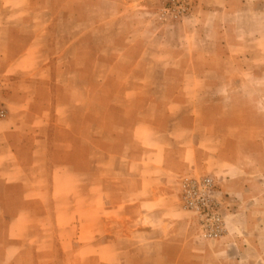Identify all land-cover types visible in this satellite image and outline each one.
Instances as JSON below:
<instances>
[{
  "label": "rangeland",
  "instance_id": "374dc122",
  "mask_svg": "<svg viewBox=\"0 0 264 264\" xmlns=\"http://www.w3.org/2000/svg\"><path fill=\"white\" fill-rule=\"evenodd\" d=\"M226 1L0 0V24H12L10 59L47 27L42 61L53 83L41 82L31 111L50 118V102L73 106L70 124L52 115L41 129L47 144L36 160L26 128L17 148L23 178L0 174V264H264V0ZM249 4L252 13L242 12ZM3 63L2 119L9 83L20 79ZM183 150L196 159L189 170H179ZM139 159L145 182L161 160L176 172L177 218H134ZM227 161L241 164V180L219 174ZM184 176L213 180L221 236L202 237L182 206ZM233 206L240 215L232 227ZM135 229L145 231L140 252L135 237L120 235Z\"/></svg>",
  "mask_w": 264,
  "mask_h": 264
},
{
  "label": "crops",
  "instance_id": "0c3cea01",
  "mask_svg": "<svg viewBox=\"0 0 264 264\" xmlns=\"http://www.w3.org/2000/svg\"><path fill=\"white\" fill-rule=\"evenodd\" d=\"M229 0L226 3L229 4ZM255 8L254 6L245 5L242 8V12L252 13L250 10ZM224 12V9H223ZM230 12V10H226ZM32 26L34 24H28ZM45 26L43 29L39 28V31L32 32L30 37H28L27 43L23 46L21 51L13 59L8 56L9 47L11 45V34H12V24H0V60L4 61L3 69L9 74L16 72L20 75V79H13L9 83V97L11 103H8L9 114L6 118L0 119V174L10 176L13 181L23 178L25 174L26 167L19 163L17 148L25 144L26 128L30 129L32 133L31 136V146L29 150V155L36 160V157H40L42 152L43 144H47V132L45 134L41 129H47L49 123H51L50 118L52 115H57L58 122L63 125L70 124L68 116L69 110L72 106L71 103L66 101L50 102V108L52 109V115L50 118H46L43 112H32L34 104L38 97V87L44 80L53 83V70L47 62L42 61L45 49ZM199 73L189 72V75L198 76ZM67 76H70L67 75ZM188 91V90H186ZM185 109H191L193 106L184 100L183 106ZM68 110V111H67ZM31 112L30 119L27 118V112ZM51 114V113H48ZM175 121L172 122L174 124ZM195 127V121L193 120L190 125L187 126V133L193 134L192 131ZM14 130H20L21 132L14 133ZM167 134H172L167 131ZM16 140V142H15ZM18 146V147H17ZM153 154V151H152ZM16 160L17 163H12L10 160ZM41 161V160H40ZM38 162H32L31 167L35 164H40ZM195 156H192L187 151H182L181 157L179 158V170H189L192 163H195ZM141 159L137 160L135 168V181L131 187V202L135 205V216L137 222L142 223L144 216L148 215L150 219L154 220V216L158 213L164 217L163 220H173L174 217H178L176 212V189L174 184H172L169 176L174 173H169L165 168L167 167V160H161L156 167V171L152 173L151 176L146 177L147 182H145V175L143 168L141 166ZM145 163V158L143 160ZM155 165L156 162H155ZM160 165V166H159ZM241 164L235 161H227L222 164L219 169V174L223 176L224 179H238L241 180L242 174H246ZM66 165H59L58 168H65ZM164 166V168H162ZM160 167V168H159ZM171 177V176H170ZM9 181V180H8ZM224 195V194H223ZM234 195H239L235 193ZM234 205H236L235 199ZM128 202H125L127 204ZM125 205H121L124 207ZM124 209V208H121ZM232 213L229 215L230 225L233 227L232 219H235L239 214L236 207H232ZM123 211V210H122ZM124 212V211H123ZM162 220V221H163ZM145 231L143 229L126 230L120 233L122 238L130 239L142 236ZM153 237H161V232L158 233L154 229H148ZM154 244L148 246L151 249L157 247L156 240H153ZM134 244H132L133 246ZM127 247V246H126ZM136 252H140L143 249V244L140 241H136L134 247H132ZM130 248V250H132ZM128 264V263H127ZM130 264H147L145 262H131Z\"/></svg>",
  "mask_w": 264,
  "mask_h": 264
},
{
  "label": "built area",
  "instance_id": "2783aa9c",
  "mask_svg": "<svg viewBox=\"0 0 264 264\" xmlns=\"http://www.w3.org/2000/svg\"><path fill=\"white\" fill-rule=\"evenodd\" d=\"M5 114L6 109L0 98V119ZM180 202L184 208L196 215L202 237L215 239L225 231V220L220 211V202L216 200L215 185L210 177H182Z\"/></svg>",
  "mask_w": 264,
  "mask_h": 264
}]
</instances>
